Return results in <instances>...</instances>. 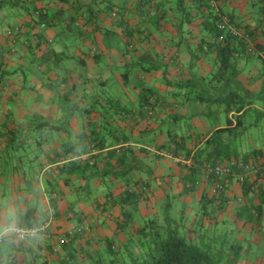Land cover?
<instances>
[{
  "label": "crops",
  "instance_id": "obj_1",
  "mask_svg": "<svg viewBox=\"0 0 264 264\" xmlns=\"http://www.w3.org/2000/svg\"><path fill=\"white\" fill-rule=\"evenodd\" d=\"M58 1L0 0V135L6 125L20 124L24 127L22 131L25 133L34 125L41 126L39 124L43 121L60 126L52 132H58L51 136L53 143L49 142L43 129L35 135L28 133L30 141L37 143L41 141V148L34 152L31 148H27V151L23 152L37 158L32 166L19 167V171L24 174L19 176L15 186L19 188V191L9 190L7 194H3V191L8 190L10 185H15V182L11 177L12 166L3 159L9 157V154L6 151H0V220L12 206L20 211L22 205L24 213L29 205H36L40 213L46 214V218L39 225L50 222L47 229L48 235H41L30 242L16 243V245L23 243L29 249L27 253L34 251L37 258L41 255V258L35 260L37 264L44 261L47 262L45 264H55L62 259L67 252L57 243L62 242V237L72 238L79 228L83 230L84 235L81 240H77L76 244L82 243L86 247L84 249H88L89 252H93L90 246L102 247V242L97 240L123 241V231L118 227L122 219V208L118 200L127 190L144 191L146 198H143L141 202L140 213H143V205L152 208L157 203L162 205L165 212L168 202L171 212L173 201L180 202L185 207L194 204L195 210L197 207L199 209L204 192L209 190L212 193L215 183L213 178L205 177L201 168L195 190L188 191L187 187L191 185L186 177L189 173L188 165L176 162L175 156L159 150L160 145L168 138L165 129L159 131L160 117L165 118L163 123L167 128H170L171 120H174L176 125H183L182 120H185V127L182 126L184 128L180 127L176 130L178 135L184 132L186 134L202 132L209 128L208 120L197 114L194 116V112L202 110V105H191L185 108L186 104L178 103L174 111L172 102H166L161 109L160 117L156 118L154 115L146 119L134 118L132 114L120 112L119 107H116V112L113 115L109 114L107 130H103V113L95 111L94 106L104 104V101L95 98L92 91L96 90V86H108L112 79L111 76L106 77L104 73H100L102 70L99 64L105 57L108 59V65L122 66L131 73L128 78L124 77V72L121 73L120 82L123 85V93L110 95L111 100L107 101L108 103L105 101L109 109H113L115 101L121 99L128 109L137 113L139 93V87L136 85L137 77H141L146 84L153 85L164 94L167 93L170 88L160 81L162 71L148 67L153 65L156 53L160 51L159 47L152 46L153 42H162L167 45L165 52L167 58L170 56L172 48L169 38L155 33L151 36L152 43L141 44L137 41L140 50L127 52L128 38L124 34L126 25L124 26V23L120 25L119 17H112L108 12L103 11L107 0H79L77 4L71 0V3L79 8L70 9L79 16L75 23L71 21L69 12L64 19L59 20L55 16L60 8ZM113 1L117 4L116 7H120V11L128 13L137 20L140 18L136 0ZM88 4L98 16L93 17L92 22L86 23L84 18L90 11ZM226 4L228 11L234 12L238 21L258 24L255 17L261 5L259 0H226ZM37 9L55 17V23L49 25L44 22L47 26L42 28L43 23L37 22ZM261 15L260 27L264 28V12ZM142 25L146 26L147 23L143 22ZM168 27L171 34L175 35V29ZM167 58L164 59V63L167 62ZM257 70L258 68L253 66L247 74V84L251 82L247 85V90L251 93H255L260 88V81L252 82L248 78L258 73ZM186 71L184 67H179L178 76L187 77ZM171 74L175 76L174 73ZM133 76H136L134 80L131 79ZM81 109L88 112V119L82 115L79 116L77 111ZM92 112L105 147L100 148L95 155V164H86L80 172L70 171L68 176H56L55 186L66 192V196L59 200L58 208L55 209L47 193L50 183L46 182L38 163L42 165V162L48 161L49 155L60 150L64 141H77L87 121L90 120ZM64 125L72 129V134L68 136L59 134L66 131ZM248 126L258 127V142L253 148L248 144L247 151L239 148L240 151L263 149L264 154V130L259 126ZM23 136L21 133V137ZM5 138L4 136V140ZM150 146L154 148V151L150 150ZM188 146L193 147L191 143ZM113 149L118 150L115 157L111 155ZM198 150L199 147L195 148L191 156L196 155ZM161 156L164 157L163 164L160 160ZM261 158L264 159V155ZM150 162H156L153 164L154 169L150 166ZM145 168L150 173L147 176H143ZM166 168H171V172L166 173ZM120 178H127L128 183L119 189L115 187L117 185L115 183ZM232 183L228 194V207L225 211L236 206L238 220L245 226V221L240 219L238 214L245 209V206L238 207V203L244 200H240L243 197V187L236 179ZM258 184L264 187L262 178L259 179ZM109 191L112 192L109 193ZM258 192L256 189L250 193L247 199L248 204L258 201ZM195 213L194 215L197 216L199 212ZM218 213L219 210H216L211 218H217L214 215ZM148 215L150 213L143 214L142 217ZM262 224L264 225V218L261 224H247V228L252 229ZM12 244L4 251H10ZM21 254L17 252L22 263L27 254L24 256Z\"/></svg>",
  "mask_w": 264,
  "mask_h": 264
},
{
  "label": "trees",
  "instance_id": "obj_2",
  "mask_svg": "<svg viewBox=\"0 0 264 264\" xmlns=\"http://www.w3.org/2000/svg\"><path fill=\"white\" fill-rule=\"evenodd\" d=\"M213 1L216 3L215 6ZM259 1L261 5L255 17L258 24L255 25L238 21L235 13L228 11L226 0H136L141 20L120 11V7H116L117 4L113 0H107L103 8V11L108 12L112 17H119L120 25L121 23L126 25L124 34L128 38L127 52L140 50L137 41L141 44L152 43L151 36L155 33L168 37L172 48L167 58L165 52L167 45L162 42H153L152 46L159 47L160 51L156 53L153 65L148 67L162 71L160 81L170 88L167 93L164 94L153 85L146 84L142 78H138L136 81L139 87L137 113L128 109L121 99H117L115 105L119 107L120 112L130 113L134 118L146 119L154 115L156 118L160 117L159 114L166 102H172L174 111L178 103L186 104L185 108L191 105H202L203 107L202 110L194 112V116L197 114L205 117L208 120V129L198 133L186 134L184 132L178 135L176 129L166 128L168 138L159 148L173 156H189L195 148L199 147L197 154L193 156L195 157L193 164L188 166L189 173L186 177L191 182L190 187H187L188 191L195 190L198 174L204 162L224 163L231 159L249 162L264 155L263 149L249 152H242L239 149L248 125L259 126L264 130V28L260 27L264 0ZM74 3H79V0H74ZM74 3H71V0H59L60 8L55 16L59 20L64 19L69 12L71 21L77 22L79 16L71 11L79 9ZM88 7L89 15L84 18L86 23L92 22V18L98 16L91 5L88 4ZM37 11V22H45L49 25L55 23V17L49 16L45 11L38 9ZM224 15L228 16L231 23L242 31L241 35H234L229 30L221 29L220 23ZM143 22L147 25L143 26ZM168 26L175 29V35L171 34ZM165 58L167 62L164 63ZM253 66L258 68V73L248 78L252 82L260 81V88L255 93L247 90V85L251 84V82L247 84V74ZM179 67L187 70V77L178 76ZM129 72H124L125 78L130 76ZM171 73L175 76H171ZM160 119V127L163 128L165 118L160 117ZM184 123L186 124V121L182 120L181 128L185 127ZM39 125L41 126L30 127L27 133L22 131L24 127L20 124L6 125L1 132L0 151H6L9 154V157L3 159L12 166L11 177L15 182V185H10V188L3 191V194H7L9 190L19 191V188L15 186L19 176H24L19 171V167L21 165L32 166L37 158L23 153L27 151V148H31L33 152L41 148V141L38 143L30 141L28 133L35 135L41 129L46 133L48 128L52 133L54 129L60 128L49 121L40 122ZM92 125L93 123L88 120L77 141H64L60 150L49 155L48 161L42 162V165L38 163L42 173L46 165L53 166L50 172L43 174L46 182L50 183L47 193L55 209L58 208L59 200L66 196V192L55 186L56 176H68L73 170L80 172L86 164H95L96 159L95 155H92L85 160L74 159L62 165L54 164L59 162L63 156L72 157L89 152L91 145H95L98 149L105 147L98 129L89 128ZM190 143L193 147L188 146ZM117 151L113 149L111 155L115 157ZM239 170L238 167L235 168V172ZM260 176L261 174L253 180L248 179L241 185L243 187L241 198L246 201V206L238 214L239 218L245 221V226L247 224L259 225L264 218V187L258 184ZM65 179L68 181V177ZM233 180L234 177L229 178V185L224 190L216 193H210L209 190L204 192L200 199L201 213L196 218L198 221H202V218H211L216 210L225 211L227 209L228 194ZM262 182H264V172ZM256 183L259 199L248 204L247 199L250 193L256 190L253 189ZM143 198H146L143 190H127L118 200L122 208V219L118 227L123 231L125 237L123 241L97 240L102 242V247H94L93 252H89L88 249H84L86 247L82 243L76 244L77 240H81L84 235L83 230L79 228L72 238L63 243L58 241L57 244L63 246L67 254L55 264H81L83 260L90 261L95 256L97 258L90 264L103 263V257L110 264H237L239 262L240 245L233 246L235 255L228 258L224 255L223 246L216 250L211 241L203 238L200 241L195 240L194 228L187 226L183 218L178 219L171 215L169 202L163 219L158 217L143 219L140 215ZM45 215L39 212L36 205H29L24 212V223L28 226H37L44 221ZM28 251L29 249L23 243L19 245L13 243L10 251L0 250V264H37L35 260L41 258V255L37 258L34 251L30 250L31 252L27 253ZM17 252L22 253L23 256L27 254L22 263Z\"/></svg>",
  "mask_w": 264,
  "mask_h": 264
},
{
  "label": "rangeland",
  "instance_id": "obj_3",
  "mask_svg": "<svg viewBox=\"0 0 264 264\" xmlns=\"http://www.w3.org/2000/svg\"><path fill=\"white\" fill-rule=\"evenodd\" d=\"M100 65V69L102 71H100V73H104L105 76H111L112 79L110 80L111 83L108 86H96V90L92 91L95 98H99V100H103L104 104H96L95 107V111H99L101 113H103V130H107V122L109 121V114L113 115L114 112H116V107L117 105H114L113 109H109L107 107V105L105 104V101H110L111 100V94L115 93V94H122V87L123 85H121L120 82V78H121V73L127 71L125 68H122V66H117V65H108V59L105 57L104 60L102 61V63L99 64ZM92 66V65H91ZM90 66V67H91ZM89 67V68H90ZM130 73V72H129ZM131 74V73H130ZM136 77V76H135ZM134 76L131 78L132 80H134L135 78ZM137 78H141V77H137ZM131 82V81H130ZM119 94V95H120ZM108 103V102H107ZM106 105V106H105ZM79 112V116H83L86 117L88 119V112L84 109L78 110L77 113ZM91 118L90 121L93 123L92 127L89 128H98L96 126V118L93 116V112L91 114ZM100 122V121H99ZM180 124L176 125V123H174V120H171V124L169 125V127L172 129L177 128L176 130L180 129ZM211 126V123H210ZM166 126H164L163 128H160V130H166ZM64 129L66 130L65 132H61L59 134L62 135V133L66 134V136H68L69 134H72V129L68 127V125H64ZM54 131V130H53ZM257 131H259L258 127H252V126H248L247 127V132L245 133V135H243L242 140H241V145L240 148H242V151H247V146L248 144H250V146H252V148L256 145L257 141ZM56 132V133H55ZM54 133H51L50 129L48 128L46 130V136L49 138V142H52V137L53 135H56L58 132L55 131ZM154 144V143H152ZM150 150L154 151V148L152 149V146H150ZM160 160H162V164L164 163V157L161 156ZM156 163V162H154ZM154 163L150 162V166L154 169L155 165H153ZM136 171V170H134ZM141 171V170H140ZM137 172H139L137 170ZM166 173L171 172V168H166L165 169ZM143 176H147L149 175V171L147 168H145V170H143ZM131 177V176H130ZM128 183L127 178H120L115 184H117L115 187L116 188H121L122 185L126 186V184ZM245 200L239 202L238 207H244L246 206V201ZM173 205V209L171 210V215L175 218L181 219L183 218L184 221L186 222L187 226H192L194 228V237L195 240L200 241L201 238L207 240V241H211L213 244V248L214 249H220L222 246L224 247V255L228 258H232L235 255V251L233 246L237 247V246H241L240 251H239V262L237 264H264V225L262 224L261 226H256L252 229H250L249 227L247 228V226L243 225L242 221L238 220V216L236 215V210L238 209L236 206L235 207H230L227 211H225L224 213H221V211H219L218 215H214L217 216V218L212 217V218H202V221H198V218L200 216L201 210L200 208L198 209L197 207V211L195 210V205H189L187 207H185L183 204H181L180 202H174L172 203ZM143 209V214L146 213H150V215L144 217L145 218H154V217H158L160 219L164 218V209L162 207V205L160 203H157L154 206H152V208L150 206L147 207H142ZM155 214H152V213ZM195 212H199L196 215ZM152 214V215H151ZM200 222H202V224H199ZM262 227V228H261ZM250 229V231H249ZM252 230V232H251ZM262 231V232H261ZM214 235V236H213ZM125 239V237L123 238V240ZM232 247V249L230 248ZM90 248L92 249L93 247L90 246ZM90 249V250H91ZM95 258H97V256H95L93 259H90V261L88 259H85L81 262V264H90L91 261H93ZM228 259L226 258V261ZM102 262L101 264H110L107 263V261L104 259V257L102 258ZM92 264V263H91Z\"/></svg>",
  "mask_w": 264,
  "mask_h": 264
},
{
  "label": "built area",
  "instance_id": "obj_4",
  "mask_svg": "<svg viewBox=\"0 0 264 264\" xmlns=\"http://www.w3.org/2000/svg\"><path fill=\"white\" fill-rule=\"evenodd\" d=\"M213 5L215 6L216 3L213 1ZM47 25L43 23L41 25L42 28H45ZM221 29H226L229 30L232 34L234 35H241V30L238 29L234 24L231 23V20L228 16L224 15L222 17L221 23H220ZM12 33V31H10ZM99 149L95 145H91L89 152L87 153H82L81 155L78 156H63L60 158L59 162H57L54 165H62L64 162H67L69 160H74V159H88L92 155H96ZM175 161L179 163H184L188 166H191L194 162V157L193 156H186V155H179L175 156ZM52 165H46L43 173H48L52 169ZM238 167L240 170L238 172H235V168ZM202 171L207 178H214L215 183L213 185V192L216 193L218 191L224 190L226 187L229 185V178L234 177L241 185H243L248 179L251 178H256L259 177L261 174L260 178L263 177V172H264V159L259 157L257 160H250L249 162H243V161H236L234 159L225 161L224 163H214V162H204L202 164ZM263 171V172H262ZM225 181V182H224ZM258 184L256 183L253 186V189H256ZM242 200V198H240ZM50 225V222L47 221L42 225H37V226H28L31 228H35L36 235L33 237L26 238L25 240H22L20 242H30L33 239L38 238L41 235H48L47 229ZM50 236V235H49ZM67 237H62L61 241L65 242L67 241Z\"/></svg>",
  "mask_w": 264,
  "mask_h": 264
},
{
  "label": "clouds",
  "instance_id": "obj_5",
  "mask_svg": "<svg viewBox=\"0 0 264 264\" xmlns=\"http://www.w3.org/2000/svg\"><path fill=\"white\" fill-rule=\"evenodd\" d=\"M23 206L17 211L15 206L11 207L4 218L0 220V250H6V247L12 243H17L26 238L36 235V229L28 227L24 223Z\"/></svg>",
  "mask_w": 264,
  "mask_h": 264
}]
</instances>
